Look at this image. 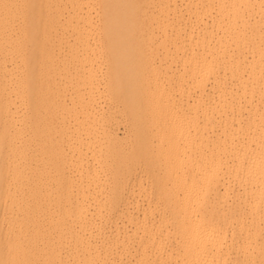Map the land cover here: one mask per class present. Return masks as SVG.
I'll return each instance as SVG.
<instances>
[{
  "label": "bare ground",
  "instance_id": "bare-ground-1",
  "mask_svg": "<svg viewBox=\"0 0 264 264\" xmlns=\"http://www.w3.org/2000/svg\"><path fill=\"white\" fill-rule=\"evenodd\" d=\"M28 12L32 20L15 25ZM92 41L111 56L103 101L75 108L74 95L67 109L51 97L62 88L47 82L53 43H72L74 55L75 43L89 49ZM26 43L35 45L30 54ZM152 49L157 63L140 62ZM7 56L26 72L17 89L33 133H10V99L0 96V264L264 261V0H0V72ZM91 71L86 84L96 87ZM7 82L0 73L1 91ZM46 106L53 116L72 113L74 125L42 121ZM122 114L128 152L107 131ZM69 133H77L75 179L64 175L67 164L52 176L10 163L11 153L28 160V146H17L25 138L65 162L56 139Z\"/></svg>",
  "mask_w": 264,
  "mask_h": 264
},
{
  "label": "rangeland",
  "instance_id": "rangeland-1",
  "mask_svg": "<svg viewBox=\"0 0 264 264\" xmlns=\"http://www.w3.org/2000/svg\"><path fill=\"white\" fill-rule=\"evenodd\" d=\"M32 18H33V15L30 12H28L25 14L22 22L16 21L15 25H19L22 23L28 24L32 20ZM97 42L98 41H94V43H93V41H92L90 43V46H92V47H90L89 49L77 48L76 47L77 43H75V54L74 55L71 53V51H68L69 50L68 48H69L70 44H72V43H70V44L67 42H59L57 44L53 43V46H54L53 47V67L55 69V73H53L51 75V77H48L49 79L47 78V82H49L48 84H50V86H51L50 89L54 90L56 87L62 88L60 93L55 92V93H53V95L51 97H53L54 99H56L58 97L59 101L60 100L63 101L62 103H63V105H65V107L68 106L67 109L72 106V104H70V103H72L73 101L71 102L70 98H73L74 95H75V108L77 107L76 105H77L78 100L88 99L89 97H91V98L93 97L97 101L98 100L103 101L102 100L103 99L102 98L103 97L102 91L104 89L103 88L104 87L103 86L104 80L106 79L105 69L111 61V59H110L111 56H109V54L107 53L108 51L104 50V48H102V49L98 48V46H102L105 42H103V43H99V42L97 43ZM97 44H98V46H97ZM51 45H52V43H49V45L47 44L48 47H50ZM34 47H35L34 44H28V43L22 44V48L24 49L25 53H27V54H30ZM152 51H153V49H152ZM152 53H151V50H148V51H145V53H144L145 57L140 58L138 56V58L141 59L140 62L144 61V59H145L148 62V64L149 63H155L151 59H150V62L148 60L150 57L153 58L155 52L153 54ZM146 55L149 57L147 58ZM171 55L173 56V54H171ZM161 58H162V56H161ZM161 58H158V59H161ZM46 59L43 60V64L45 63V65L48 63ZM139 59L138 60L135 59L134 61L137 60V62H135V63H138ZM154 59L156 60V63H157V61H158L157 57L154 56ZM172 59H173L172 61H174L173 57H172ZM163 60H164V58L162 59V62H163ZM65 61L72 62V64L68 65V67H67L68 71H63V70L60 71L61 63H65ZM167 61H169V60H167ZM167 61L165 58L164 62H167ZM40 63H41V61H40ZM172 63H174V65H176L175 61ZM20 64H21V62L19 61V59L11 58L10 56L6 57V60H5V63L3 64V66H6L7 69L5 70V73H3V72H0V73H1V75H6L8 82H7L6 88L3 91L0 90V96L3 97L4 95H8L9 99H10L9 117L13 120V123H12L11 127L9 128L10 133H11V131H14V130H20L22 133V136H25L27 134L32 135L33 128H30V125H32L33 122L31 120V117H29L28 119H25V115L29 112V109L25 105L20 103V98L25 96V94L22 93L21 87L19 89H17L18 81L26 73V72L22 71ZM73 65H75V74H73L74 71L73 72L71 71V68ZM138 65H139V63H138ZM174 65H172V67H171L172 70L176 71L177 69H179V67L178 68L176 67L177 65L175 67H174ZM62 68H63V66H62ZM89 68L92 70L91 73H93V75H94L93 76V79L95 78L94 86L97 85L96 86L97 89H96V87H93V86L89 87L86 84L87 77H88L87 71L90 70ZM149 74H150V72L146 73V75H145V76H147L148 80H150V78H151V74L150 75ZM46 75H47V72H46ZM74 86H75V94H74V91L72 90V87H74ZM177 91H178V88L177 89L175 88L174 89V93H176V94H174L175 96L173 95V91L171 94V96L174 98V100L172 98L171 102L172 103L176 102V104L173 103L174 107L175 106L177 107L180 104L179 102H181L180 101L181 98L179 95L180 93L177 94L179 92V91L178 92ZM177 97H179V98H177ZM100 98H102V99H100ZM46 99H47V96H46ZM66 104H67V106H66ZM46 107H47V110L49 111V107L48 106H46ZM102 107L104 108V110H107L106 107H104V106H102ZM75 114H76V111H75ZM125 117H126V114L119 115L117 118L116 126L111 125V127H113V126L114 127L113 128L110 127V130L108 127L107 131H110V133H111V131H112V133H114V131H115L118 140L121 141V142H119L121 144H118L121 149L123 148V150H121V151H124V152L127 151L128 152L129 147L132 144L131 142L133 140H131L132 138L129 137V135L127 136L128 129L126 128L127 126L125 127V124L123 123V120L125 119ZM61 118H64L65 123H67V124L68 123L72 124V121H73L72 126L74 125V120H73L74 117H73L72 113H67V112L62 113L60 110H58L54 114V116L50 111H49V114L42 115V121H45V119L47 121L54 119L57 122L58 120L61 121ZM69 124H68V127H69ZM71 124H70V127H72ZM97 128H99V127L97 126ZM82 131H83V129H82ZM75 132H77V131H75ZM81 132H80V129L77 132L79 135L81 134L80 135L81 137L79 139H78L79 135H77V139L79 141L76 142V145H78V146H80V144H82V146H83V144H84L83 141H86V138H84V136H82L83 133H81ZM77 133H75V136H73L72 134L69 133L63 139H59V138L56 139V141H57L56 146L60 147L62 150L65 151V154H67L66 158H65V162H58V160L55 162L54 158L52 157L53 149L49 148V147H42L37 141L38 138H25L23 140V142H21V143L18 142L17 146L19 148L22 146H25V145L28 146L27 147L28 160L23 161L15 153H11V154H9V157L11 158L10 163L12 165L14 163H18V165L20 167H23L25 165H28V166L32 165L31 170H43L45 175L51 174L52 176H57L56 173L54 174V172H55L54 167L56 166L57 163H62V167H65L67 164L69 169L67 167L66 168L68 170L65 168V171H63V172L66 174H64V175L66 177H67V175H69V177L73 176L72 179H75V176H74L75 173H73V170L75 169V167H73V166L75 163V157H74L75 153L74 152H76V151H74V150L76 149V147H74V150H72L71 148H69V146L71 143L74 142V137L76 138ZM80 139L83 140L82 143H81ZM95 139L99 142L103 141L105 139V134L102 132V130L100 128L98 129V131L95 135ZM129 140H131V141H129ZM79 142H80V144H79ZM122 143H124V144H122ZM125 143L127 145L129 143H131V144L126 146ZM121 145L122 146L125 145V146L122 147ZM3 146H5V145H3ZM73 146H75V143ZM78 146H77V148H78ZM82 146L80 147V149L83 151L85 150L84 153L85 152L88 153L86 149H83L85 147H82ZM125 147H127V148H125ZM126 149H128V150H126ZM70 150L72 152H70ZM70 153H72L73 155L71 156ZM3 156H4V154L0 153V157H3ZM69 158H71V159H69ZM73 158H74V162H72ZM70 162H72L73 165ZM69 164H70V167H69ZM71 167L74 169H72ZM176 167H174L172 169H176ZM172 169L170 170V173H171V171H173ZM66 170L69 172L67 173ZM21 171L28 172L27 170H24V168H21ZM174 171H176V170H174ZM170 173H168V174H170ZM10 184L12 185V183H10ZM52 190H53L54 194L57 192V190L54 186L52 187ZM0 193H1V191H0ZM14 215H18V212L12 213V216H14Z\"/></svg>",
  "mask_w": 264,
  "mask_h": 264
},
{
  "label": "snow or ice",
  "instance_id": "snow-or-ice-1",
  "mask_svg": "<svg viewBox=\"0 0 264 264\" xmlns=\"http://www.w3.org/2000/svg\"><path fill=\"white\" fill-rule=\"evenodd\" d=\"M262 160H264V154H262ZM262 249H264V245H262ZM16 264H30V262H16ZM261 264H264V261H261Z\"/></svg>",
  "mask_w": 264,
  "mask_h": 264
}]
</instances>
